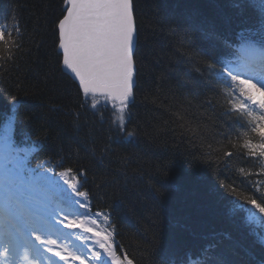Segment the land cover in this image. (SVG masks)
<instances>
[{
    "label": "trees",
    "instance_id": "trees-1",
    "mask_svg": "<svg viewBox=\"0 0 264 264\" xmlns=\"http://www.w3.org/2000/svg\"><path fill=\"white\" fill-rule=\"evenodd\" d=\"M134 2L140 73L128 124L136 133L131 142L104 122L109 112L103 98L97 104L102 121L82 106V92L61 70L55 21L62 0H0V21L7 18L11 27L14 17L23 30V50L11 49L14 62L6 60L9 46L0 45L5 58L0 65H8L0 67V122L10 112L9 96L16 95L21 107L17 138L38 139L41 162L85 173L84 190L96 220L92 226H111L117 253H127L134 264H160L161 259L188 264L217 241L230 264H255L264 258L262 230H253L246 213H230L234 195L219 187L209 163L192 154L211 156L215 172L232 177L242 195L259 197L264 191L258 162L222 155L229 146L220 134L219 109L201 104L212 98L211 81L205 68H198L205 33L215 30L236 41L241 30L258 29L261 0ZM121 156L129 162L118 169ZM186 159L194 160L192 167H186ZM241 167L253 174H241Z\"/></svg>",
    "mask_w": 264,
    "mask_h": 264
},
{
    "label": "snow or ice",
    "instance_id": "snow-or-ice-1",
    "mask_svg": "<svg viewBox=\"0 0 264 264\" xmlns=\"http://www.w3.org/2000/svg\"><path fill=\"white\" fill-rule=\"evenodd\" d=\"M258 15L259 28L241 30L236 41L215 30L206 32L199 47L203 64L198 68H205L211 81L208 92L212 98L206 96L201 104L219 109L220 134L229 146L222 155L258 162L264 175V0ZM6 19L0 21V45L9 46L6 60L14 62L11 49L23 50V30L14 17L11 27ZM55 28L61 70L66 69L78 81L82 106L91 108L103 121V109L97 107L102 97L109 112L104 122L131 142L136 133L128 130V124L140 73L134 0H62ZM221 55L225 58L219 59ZM8 99L10 112L0 122V264H134L127 253H117L111 233L104 235L92 226L96 220L84 190L85 173L60 170L62 165L54 166L51 160L41 162V142L30 136L17 138L21 107L16 95ZM74 123L81 126L79 114ZM220 154L218 149L215 161ZM192 155L200 163H209L219 187L234 195L230 213H246L253 230H262L264 237V191L259 197L242 195L243 189L235 186L232 177L222 178L215 172L217 164L211 156L206 152ZM128 162L121 156L118 169ZM193 163L185 160L186 167ZM239 172L253 174L245 167ZM220 243L208 244L188 264H230L218 251ZM160 264L170 262L161 259ZM255 264H264V258Z\"/></svg>",
    "mask_w": 264,
    "mask_h": 264
},
{
    "label": "water",
    "instance_id": "water-1",
    "mask_svg": "<svg viewBox=\"0 0 264 264\" xmlns=\"http://www.w3.org/2000/svg\"><path fill=\"white\" fill-rule=\"evenodd\" d=\"M57 51H58V48H57ZM59 53V52H58ZM61 68H62V57H61ZM64 73H66L78 86V81H76L73 77H72V74L70 72H68L66 69L63 70Z\"/></svg>",
    "mask_w": 264,
    "mask_h": 264
},
{
    "label": "rangeland",
    "instance_id": "rangeland-1",
    "mask_svg": "<svg viewBox=\"0 0 264 264\" xmlns=\"http://www.w3.org/2000/svg\"><path fill=\"white\" fill-rule=\"evenodd\" d=\"M105 225H103L102 227H104Z\"/></svg>",
    "mask_w": 264,
    "mask_h": 264
}]
</instances>
